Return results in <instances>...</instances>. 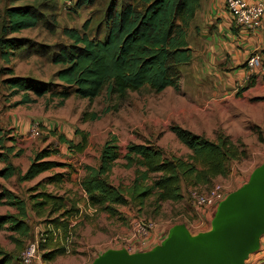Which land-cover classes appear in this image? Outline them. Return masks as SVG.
I'll list each match as a JSON object with an SVG mask.
<instances>
[{
	"label": "rangeland",
	"instance_id": "rangeland-1",
	"mask_svg": "<svg viewBox=\"0 0 264 264\" xmlns=\"http://www.w3.org/2000/svg\"><path fill=\"white\" fill-rule=\"evenodd\" d=\"M76 1L0 0L1 10L10 5L25 4L35 6L40 13V20L35 27L9 35L26 39L27 48L17 50L8 62L0 59V139L3 138V142L0 141V152L6 151L7 147L15 143L13 153L19 154L10 155L9 160L22 172L26 170L34 154L42 149L55 151L47 159L69 164L65 168L56 166L29 181L19 182L16 175L8 180L0 177V185L24 199L29 209L26 221L30 231L26 238L19 237L21 247L11 238V235L17 237L15 233L0 229V249L10 254L12 264H22L21 252L31 242H37L39 256L32 264H92L107 253V250H115L116 245L121 246L122 250H128V244L124 242L125 236L133 232L137 220L153 222L154 227L158 224L164 227L172 224L175 229L197 230L193 228L196 218L190 204L191 185H183L185 196L181 201L164 202L158 212H154L152 197L146 199L140 209L132 204L117 206L118 214L115 216L97 209L90 210L79 183L84 173L83 166L97 164L101 146L111 134L116 135L119 145V158L109 177L113 185H128L132 179V168L121 166L125 147L129 142L149 141L160 148L166 157L188 156L189 149L169 131L171 124H178L211 140H215L220 133L227 135L240 151H244L243 156L227 162L229 176L216 178L214 181L221 183L224 188L234 189L246 182L249 176L264 169V44L256 50L262 57L263 67L253 73L244 69V73L239 75L237 71L241 67L235 65L232 74H227L224 66H221L226 63L225 57H221L219 62L209 61L211 56L207 54L210 53H203L201 44L195 41L196 52L191 62L180 67L178 91L172 87L159 93L142 89L130 91L122 99L107 98L105 92H102L92 101L71 95L60 105L59 99L50 95V92L61 89L54 77L60 65L52 63L51 55L59 45L70 42L62 30L65 27L81 30L86 21L89 35H97L103 12L110 2L92 0L90 4L86 3L78 8L75 7ZM223 5L225 8V1ZM193 21L188 32L194 28ZM230 21L233 23L232 18ZM262 21L264 22V17ZM195 24H200L199 18H196ZM194 31L190 32V36L194 35ZM213 34L204 38L209 40L210 45L213 43L217 47L222 36ZM100 36L102 34L99 32ZM237 43L247 50L254 46L251 42L249 45ZM222 46L225 47L226 44ZM221 53L226 56L225 52ZM231 63L234 64V60ZM8 68L13 70V75L29 77L50 86L51 91L41 97L30 93L34 102L16 106L14 103L20 99L22 91L13 93L8 87L6 81L11 77L6 72ZM251 78L253 82L249 85ZM105 107H110V111L101 114ZM91 112L101 114L100 118L83 121V113ZM35 123L39 126L37 135L30 132ZM53 124L60 125L61 129L56 131L74 141L79 140L74 133L75 129L87 132L86 148L82 152H70L46 128ZM12 137L15 141H11ZM3 165L0 162V168ZM54 173H62V181H50ZM40 193L52 195L57 200L53 203L52 199H46L49 201L34 207L36 203L45 201L43 196H36ZM59 202L62 207H59ZM72 205L78 207L81 213L71 217L75 224L71 237L67 239L61 234L60 238H49L41 243L40 239L46 235L45 231L55 229L53 221L64 220L62 215ZM215 208L207 207L216 218L219 213ZM15 212V208L0 204V214ZM134 241L137 242V239ZM63 246L66 248L64 253L56 255L54 259L45 261L41 258L44 252L64 248Z\"/></svg>",
	"mask_w": 264,
	"mask_h": 264
},
{
	"label": "trees",
	"instance_id": "trees-1",
	"mask_svg": "<svg viewBox=\"0 0 264 264\" xmlns=\"http://www.w3.org/2000/svg\"><path fill=\"white\" fill-rule=\"evenodd\" d=\"M204 1L110 0L103 12L97 35H89L86 21L81 30L63 28V34L70 42L59 45L51 55L52 63L60 65L54 73L60 90L51 91L50 86L40 81L13 75L12 69H6L11 76L6 81L8 87L13 93L22 91L20 99L14 104L17 106L34 102L30 93L41 97L50 91V95L59 99L60 105L71 95L92 101L102 92H105L107 98L122 99L128 92L142 89L159 93L172 87L178 91L180 67L189 64L193 57L187 38L188 30ZM90 2L92 0H77L75 7L81 8ZM39 20L40 13L32 5H10L0 9V59L8 62L17 50L26 49V39L9 35L33 28ZM231 29L240 30L234 23ZM99 32L102 34L100 37ZM251 82L253 78L249 85ZM109 111L110 107H105L101 114ZM101 114L83 113L82 120H96ZM56 130L53 128L51 132L70 152H82L86 148L88 133L84 130L75 129L78 141ZM169 131L189 149L188 156L166 157L160 148L149 141L129 142L121 163L122 167L133 170L128 185H113L109 180L112 168L119 158L117 137L111 134L101 146L97 164L83 166L84 173L79 183L87 204L115 216L118 214L117 206L132 204L140 209L145 200L152 197L154 212H158L162 203H175L184 198L183 185H191L189 188L199 190L208 189L216 178L226 177L230 173L227 162L244 155V151H240L227 135L221 133L215 140H211L178 124H171ZM0 141L3 142V138ZM11 141H15V138L12 137ZM14 144L0 152V162L4 163L0 168V177L4 180L16 175L19 182L29 181L56 166H69L67 163L47 159L55 151L42 149L34 154L28 167L22 172L9 160L10 155L19 154L13 153ZM63 177L62 173H54L50 181H62ZM36 196H43L45 201L34 203V207L49 201L46 199L57 200L47 193ZM0 204L9 205L16 210L15 213L0 214V229L15 233L17 237L11 235V238L21 247L19 237L26 238L30 231L26 221L29 217L28 205L3 185H0ZM62 206L59 202V207ZM78 211L75 205L68 207L62 215L66 219L53 221L55 229L45 231L46 235L40 242L55 239L56 232V238H60L61 234L67 238L71 217ZM63 247L48 250L41 258L45 261L52 260L56 255L64 253L66 248ZM0 264H12L10 254L3 249H0Z\"/></svg>",
	"mask_w": 264,
	"mask_h": 264
},
{
	"label": "crops",
	"instance_id": "crops-1",
	"mask_svg": "<svg viewBox=\"0 0 264 264\" xmlns=\"http://www.w3.org/2000/svg\"><path fill=\"white\" fill-rule=\"evenodd\" d=\"M224 0H205L202 2L201 6L197 10L195 17H194V28L190 30L192 32L195 30L194 35L190 36L191 33L188 32V42L189 46L193 49V54L196 52V42L201 44L203 48V53H210L207 54L210 57L209 61H221V57H225L226 60L223 69L226 71L227 74H232V69L235 65H239L241 69L237 71V74L242 75L244 73V69H246L245 60L247 57L255 50L260 48V45L264 44V22L262 21V27L259 31L253 34H249L248 32H242L241 30L233 31L231 29L230 19L232 18L231 14L227 11L226 7L224 8ZM226 9V10H225ZM231 17V18H230ZM196 18L200 19V24H195ZM233 21V19H232ZM192 23V22H191ZM233 24V23H232ZM224 29L226 32H224ZM214 33V34H213ZM217 35L222 36V41L218 43V46L212 43L209 44V40H205L204 37L208 35ZM196 39V40H195ZM221 39V38H220ZM237 42H241L242 44L249 45V42L254 44L251 50L244 49L243 47L239 46ZM226 44L225 47L222 45ZM264 48V47H262ZM213 50V51H212ZM225 52L226 56H224L221 52ZM212 54V55H211ZM219 54H222L220 56ZM228 54V55H227ZM232 60H234V64H232ZM229 63V65H227ZM220 66V65H218ZM226 74V75H227ZM49 132L52 131L53 128L58 130L61 129L60 125H47L46 127ZM229 174L226 176L228 177ZM218 178H225V177H218ZM251 177L247 179L246 182L242 183L240 186H237L234 189L224 188L221 183H214L219 184L221 186V190L218 193L217 199L213 206H215V210L218 211L219 216L215 218V216L210 213V211L206 209H202L200 211L196 210L190 200L191 207L193 209L194 218H196V223L193 225L195 231H191L190 229H185L191 236H196L199 233L209 232L213 230L216 223L221 221L224 218V209L227 207L228 202L232 199L233 194L241 192L243 189H246L249 184ZM218 180V179H217ZM210 186V187H211ZM209 187V188H210ZM208 189L201 190L206 192ZM256 225L259 228L258 234L255 239V245L252 249L241 252L236 250L231 254L229 262L227 264H264V217L256 221ZM167 227V228H166ZM175 229L174 225H156L153 232L150 233L148 236V246L146 248L140 247V245L134 241L135 239L132 238V233L125 236V243H127L131 250H126L129 254H140L145 255L149 253H153L156 250L161 249V251L166 252L167 249V242L171 237L172 231ZM156 230V231H155ZM168 239V240H167ZM136 242V243H135ZM123 245V244H122ZM115 250H122V247L119 245L115 246Z\"/></svg>",
	"mask_w": 264,
	"mask_h": 264
},
{
	"label": "water",
	"instance_id": "water-1",
	"mask_svg": "<svg viewBox=\"0 0 264 264\" xmlns=\"http://www.w3.org/2000/svg\"><path fill=\"white\" fill-rule=\"evenodd\" d=\"M247 188L235 193L224 209V218L213 230L191 236L184 228L174 229L161 249L149 254L107 250L92 264H227L236 250H250L264 217V169L251 176Z\"/></svg>",
	"mask_w": 264,
	"mask_h": 264
},
{
	"label": "built area",
	"instance_id": "built-area-1",
	"mask_svg": "<svg viewBox=\"0 0 264 264\" xmlns=\"http://www.w3.org/2000/svg\"><path fill=\"white\" fill-rule=\"evenodd\" d=\"M225 7L227 11L231 14L233 23L236 27H239L240 30L244 32L256 33L258 29L261 28L262 18L264 17V0H224ZM70 2V1H68ZM245 66L248 72H254L257 69H262V57L255 50L245 61ZM30 132L33 135H37L39 132L38 123L33 124ZM221 186L219 184H214L206 192L201 191L197 188L189 189V196L193 207L200 211L204 208L213 206ZM84 197L85 193L83 192ZM90 206V205H89ZM90 210L95 211L96 208L90 206ZM80 210L77 213V216L80 215ZM76 218V217H75ZM69 231L67 239L71 237V230L75 226L74 220L69 222ZM153 222H144L137 220L133 226L132 238L137 239L138 244L142 248H146L148 245V236L154 230ZM58 232L54 233V238H56ZM128 250H131L130 246L127 247ZM21 263L22 264H32L35 259H38V244L37 242H31L23 249L21 252ZM264 263V259H263Z\"/></svg>",
	"mask_w": 264,
	"mask_h": 264
}]
</instances>
